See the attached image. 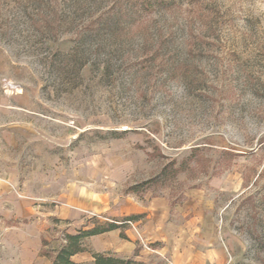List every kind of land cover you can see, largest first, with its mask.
<instances>
[{
	"label": "rangeland",
	"instance_id": "374dc122",
	"mask_svg": "<svg viewBox=\"0 0 264 264\" xmlns=\"http://www.w3.org/2000/svg\"><path fill=\"white\" fill-rule=\"evenodd\" d=\"M0 52L38 128L8 109L0 178L33 184L42 217L0 212V264H20L18 222L40 221L51 264L98 223L128 241L125 210L155 199L213 217L230 264H264V0H0Z\"/></svg>",
	"mask_w": 264,
	"mask_h": 264
},
{
	"label": "crops",
	"instance_id": "0c3cea01",
	"mask_svg": "<svg viewBox=\"0 0 264 264\" xmlns=\"http://www.w3.org/2000/svg\"><path fill=\"white\" fill-rule=\"evenodd\" d=\"M7 81L6 57L0 52V136L2 135L4 147L8 131V109L16 110L20 114L15 122L9 124L10 127L25 128L35 133L38 129L32 119L26 120L23 117V111L30 115H33V111L18 104L25 91L20 88L14 96L8 98L4 86ZM0 181L4 182V185H0V212H9L12 214L11 218L16 220H42L35 210L32 213L35 193L33 184L28 183L18 190L21 185L20 175L4 180L0 178ZM43 183L44 181L43 191H53V183ZM14 191L18 197L7 199ZM193 208L191 205L180 207L178 215L182 216V221L175 222L172 220L171 205L164 199L133 204L125 210L126 215H138L139 218L133 222V227L129 228L128 241L120 239L118 229L92 236V239L98 238L99 241L90 244V250L78 253L72 259L77 264H95L93 253L112 252L126 257H137L145 262L154 257H162L166 259L164 264H230L228 250L215 219ZM39 222H18L13 225L16 237H9V242L10 245L16 246L15 256L20 264H34L42 258L44 227L39 225ZM109 235L114 239L110 243L103 242ZM5 236H8V233ZM5 238L4 244L5 240H8ZM136 242L142 247L138 254L135 253Z\"/></svg>",
	"mask_w": 264,
	"mask_h": 264
},
{
	"label": "trees",
	"instance_id": "16d2710c",
	"mask_svg": "<svg viewBox=\"0 0 264 264\" xmlns=\"http://www.w3.org/2000/svg\"><path fill=\"white\" fill-rule=\"evenodd\" d=\"M138 218V215L127 216L123 222V225L126 224L125 226L129 228L128 224L133 223ZM120 228L121 225L117 223V220H114L108 224L98 223L89 229L80 230L76 234L66 233L64 235V244L53 256L51 264H77L72 258L78 253L89 250L85 243L88 237L96 236ZM121 237L125 239L128 238L123 231L121 233ZM42 242L43 246L45 247L47 245V241L43 239ZM42 255L51 256L50 252L45 250L42 251ZM93 257L95 259V264H146L144 261L136 260L134 257H129L126 259L116 257L111 254V252L93 253Z\"/></svg>",
	"mask_w": 264,
	"mask_h": 264
},
{
	"label": "built area",
	"instance_id": "2783aa9c",
	"mask_svg": "<svg viewBox=\"0 0 264 264\" xmlns=\"http://www.w3.org/2000/svg\"><path fill=\"white\" fill-rule=\"evenodd\" d=\"M6 85H7V83H6Z\"/></svg>",
	"mask_w": 264,
	"mask_h": 264
}]
</instances>
